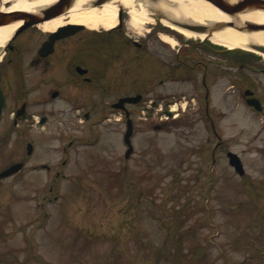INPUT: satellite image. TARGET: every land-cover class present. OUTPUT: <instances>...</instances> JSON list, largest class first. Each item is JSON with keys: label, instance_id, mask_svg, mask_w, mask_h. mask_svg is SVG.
Instances as JSON below:
<instances>
[{"label": "rangeland", "instance_id": "obj_1", "mask_svg": "<svg viewBox=\"0 0 264 264\" xmlns=\"http://www.w3.org/2000/svg\"><path fill=\"white\" fill-rule=\"evenodd\" d=\"M153 13L156 21L138 28L128 26L126 13L120 31L110 35L137 40L143 43L139 49L126 42L116 45L123 50H95L109 46L114 38L89 39L88 28L75 38L80 48L91 49L79 50L88 63H100L98 53L105 51L107 62L126 68L122 92L147 94L145 106L128 107L133 153L123 160L125 126L119 112L93 128L90 121L64 116L59 123L62 142L80 138L76 155L71 152L63 170L76 178L56 184V200H49L53 194L44 172L30 171L29 166L0 180V264H201L197 256L202 254L204 264H264V118L237 104L235 95L228 93L231 82L224 77L212 100L226 112L219 122L223 147L214 164L208 153L214 140L207 141L209 133L198 118L177 116L162 124L164 129L154 128L166 121L147 114L152 88H159L144 79L152 69L171 63L172 46L182 50L201 40L166 32L161 16ZM155 29L173 38L174 45H164L156 35L146 37ZM251 78L264 94V73L255 72ZM100 82L103 93L121 92L109 91V84ZM179 85L173 87L183 88ZM102 105L89 104L96 119ZM86 138L97 142L85 146ZM12 141L14 136L0 145V170L25 154L24 143ZM59 143L57 138L41 141L29 164L45 161ZM227 151L241 158L243 177L228 163Z\"/></svg>", "mask_w": 264, "mask_h": 264}, {"label": "flooded vegetation", "instance_id": "obj_2", "mask_svg": "<svg viewBox=\"0 0 264 264\" xmlns=\"http://www.w3.org/2000/svg\"><path fill=\"white\" fill-rule=\"evenodd\" d=\"M125 14L126 11L122 9L119 24L110 30L88 31L89 39H93L92 36L114 38L113 42H109V46L95 50H123L124 47L116 45L126 42L132 43L137 49L143 46V43L137 40H123L117 35L110 37L113 31L117 29L120 31ZM42 23L33 24L16 32L0 47V89L4 97L0 114V125L2 124L4 128L0 130V145L3 142L8 143L14 136L11 144L18 139L24 143L26 149L24 155L20 158L18 156V160L8 162L0 170L1 172L12 165L21 164L19 171L0 180L14 177L29 166L30 171L44 172L47 182L50 183L48 191L53 194L49 200H56L59 198L56 184L69 178H76L72 174L64 173L63 170L70 164L71 152L76 155L74 151L80 142V138L75 137L69 138L66 143L62 142L63 128L59 126L60 120L68 116L82 123L90 121L88 126L93 128L107 121L112 113L119 112L121 124L126 127L125 112L112 108V103L123 97L139 95L138 104L145 106L148 98L144 92H137L134 95L122 92L128 72L122 66L116 68L118 64L107 62L108 54L106 55L105 51L98 53L100 63L91 64L84 56L81 57L79 50H91L80 48L75 39L80 33L85 32V29L55 39L51 44L53 31L42 29L40 27ZM157 29L153 35L149 33L146 37L154 39L156 35L164 45L168 44L161 39ZM166 29L168 30L166 32L173 35V31ZM44 43L47 45L42 49ZM189 45L182 50L180 48L174 50L172 46V52L168 53L172 54L169 58L171 63L156 71L152 69L144 79L145 83L157 84L159 88H156V91L152 88L154 92L151 91L152 116L156 115L160 122L166 121L156 124L154 128L164 129L165 126L162 124L167 123L168 119H177V116L185 120L198 118L209 133L207 141L210 143L212 139L214 140L208 149L211 162L214 164L217 153L223 147L219 122L226 113L220 107L212 105L215 87L226 77L232 88L228 93L235 95L237 104L241 102L248 112L264 118V94L258 91L251 78L255 72L264 73V68L260 66L258 56L244 50L229 51L214 46L195 50ZM87 57L92 56L87 54ZM100 81L109 84L107 85L109 91L115 89L121 92L115 94L101 92L103 84ZM175 83H179L183 88L173 87ZM249 101L256 102V105H249ZM90 103L103 104L101 111L97 113V119L96 114L90 110ZM125 106L128 108L129 104ZM47 137L60 140L59 144L50 149L53 154H49L45 161L36 160L35 163L29 164L35 149ZM93 138L98 141L100 139L98 136ZM91 139H83L85 141L82 144L89 146L97 142ZM28 144L32 146L29 154ZM125 151L123 160L128 159L125 157ZM54 188L56 190L53 191Z\"/></svg>", "mask_w": 264, "mask_h": 264}, {"label": "bare ground", "instance_id": "obj_3", "mask_svg": "<svg viewBox=\"0 0 264 264\" xmlns=\"http://www.w3.org/2000/svg\"><path fill=\"white\" fill-rule=\"evenodd\" d=\"M0 0V10L5 12L26 11L37 12L39 8L52 4L55 0H11V5L4 6ZM90 0H75L74 5L65 14L59 15L40 24L42 29L55 31L64 24H82L91 30L112 29L117 26L121 10H125L128 15V26L138 28L144 23L156 21L152 12H159L160 22L173 31H176L187 38L205 39L206 34L197 33L176 25L172 20L189 19L203 23L205 21H222L232 18L230 14L224 13L206 0H108L101 6L85 7ZM234 1V0H233ZM240 21H250L264 23V12L262 10H252L237 14ZM20 21L4 24L0 26V47L3 46ZM214 43L227 48H243L259 54L264 59V53L253 49L251 44L264 45V30L256 32H239L233 28H227L221 32H216L210 36ZM161 39L174 45L175 40L169 35L161 34Z\"/></svg>", "mask_w": 264, "mask_h": 264}, {"label": "water", "instance_id": "obj_4", "mask_svg": "<svg viewBox=\"0 0 264 264\" xmlns=\"http://www.w3.org/2000/svg\"><path fill=\"white\" fill-rule=\"evenodd\" d=\"M106 1L108 0H90L85 5V7H89V8L97 7L105 3ZM206 1L210 2L212 5L217 7L222 12L230 14L233 17L227 20H222V21H208V24L195 22L189 19L172 20V22L188 30L195 31L197 33H204L207 36L214 34L216 32H221L227 28H233L239 32H256L259 30H264V23L240 21L236 17H234L239 13L252 11V10H262L264 12V0H234V1L233 0H206ZM74 3H75V0H55L52 4L39 8L37 12H26V11L5 12L3 10H0V26L4 24H9V23L11 24V23L20 21L19 26L13 32V34H15L16 32L22 29H25L33 24L40 23L44 20L55 18L59 15H62L64 12L69 11L71 7L74 5ZM10 5H11L10 2L4 3L5 7H8ZM157 13L161 14L158 11ZM84 27L85 26L82 24H64L58 27L52 33V39L50 43L52 44L55 39L69 36L73 34L74 32L83 29ZM46 45L47 44L44 43L42 46V49ZM251 46L253 47V49L264 53L263 44L254 43V44H251ZM139 98L140 97L138 95L134 97H124V98L119 99V101L113 104V106L121 108L123 107L126 101L136 102L139 100ZM3 105H4V97L0 89V114H1V109ZM127 116H128V113H127ZM132 132H133V124H132L131 119H128L127 130L124 134V142L128 146V149L126 151V157H128L133 150V147L131 145V140H130ZM27 151L28 153L31 151L30 144L27 145ZM227 157H228V163L233 167V169L239 175H243L245 173V170H244L243 164L238 154L232 151H228ZM20 166L21 164L13 165L9 167L8 169L4 170L3 172H1L0 176L1 177L7 176L11 174L12 172L18 170Z\"/></svg>", "mask_w": 264, "mask_h": 264}, {"label": "trees", "instance_id": "obj_5", "mask_svg": "<svg viewBox=\"0 0 264 264\" xmlns=\"http://www.w3.org/2000/svg\"><path fill=\"white\" fill-rule=\"evenodd\" d=\"M192 255H193V257H194V256H197L195 253H192ZM197 257L200 258L198 261H199L201 264H204V260L202 259V258H204V254L199 255V256H197Z\"/></svg>", "mask_w": 264, "mask_h": 264}]
</instances>
